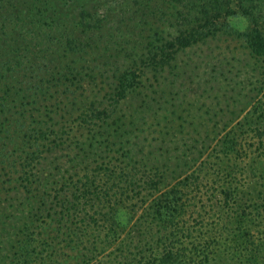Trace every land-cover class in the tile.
<instances>
[{
    "label": "trees",
    "instance_id": "obj_1",
    "mask_svg": "<svg viewBox=\"0 0 264 264\" xmlns=\"http://www.w3.org/2000/svg\"><path fill=\"white\" fill-rule=\"evenodd\" d=\"M256 1L264 2L0 0V132L4 127L9 131L8 126L13 123L9 116L13 119L14 115H23L24 129H32L39 138L27 156L31 159L41 151L39 141L48 134L46 125L53 129L62 125V134L68 133L70 126H80L86 131L81 136H86V143L74 151L72 162H76L74 167L79 161V165L89 166L75 182L70 197L64 198L61 192L54 197L64 198L60 200V211L51 206L49 213L60 235L55 239L48 237L53 241L46 239L43 250L50 251L62 239L67 246L83 247L80 250L84 259L94 258L98 253L112 250L111 247L112 251L136 256L145 248L143 240L137 242L133 235V230L141 227L146 242H155L156 238L163 242V250L157 248L158 243L151 242L152 249L157 248L156 260L160 264H174L182 254L179 245L185 233L180 224L187 214L186 203H193L189 190L201 187V181L217 184L223 181L215 199L218 206L224 209L231 203H240L237 192L241 188L234 178L226 183L224 177H231L232 173L224 163L244 151L247 153L248 148L242 143L247 134H254L259 145H264L263 101L221 139L220 161L223 162L214 165L208 161L201 166L200 174L185 179H180L184 176L180 168L181 150L174 164L162 155L143 160L138 156L136 140L149 137L145 130L141 135L138 133L152 106L145 93L149 90L147 82L152 77L158 81L159 76L170 70L176 71L181 53L200 48L223 31L243 39L255 62L264 63V27L253 10ZM230 19L246 20L250 26L238 32L228 22ZM122 60L124 65L119 67ZM108 69L113 70L111 81L104 79V71ZM86 85L91 86L92 93L85 89ZM102 90L106 92L103 98L99 96ZM48 97L55 98L51 107L45 104ZM181 103L178 109L183 107ZM176 114L169 112L163 118L175 124ZM167 128L164 137L171 134L169 128L173 127ZM164 153L163 156H168L167 150ZM31 184L35 186L33 189H29ZM26 192L34 197L41 194L43 204L51 197L46 186L42 187L38 181H30ZM139 203L148 204L142 206L146 208L144 218L132 226L129 224V229L119 218L120 213L140 206ZM88 209L104 218L80 217ZM26 235L30 237L20 241L16 249V255L24 254V264L35 256L37 248H32V235L27 231ZM125 264L141 263L130 259Z\"/></svg>",
    "mask_w": 264,
    "mask_h": 264
},
{
    "label": "rangeland",
    "instance_id": "obj_2",
    "mask_svg": "<svg viewBox=\"0 0 264 264\" xmlns=\"http://www.w3.org/2000/svg\"><path fill=\"white\" fill-rule=\"evenodd\" d=\"M254 5L253 10L260 16L259 22L264 27V2L256 1ZM228 22L238 32L250 26L246 20L230 19ZM199 47L181 53L178 59L180 67L176 71L170 70L159 76L158 81L152 77L147 82L149 90L145 93L149 95L147 102H151L152 106L147 111V121L140 126L138 133L141 135V131L145 130L149 137L147 140H136L138 156L143 160L162 155L168 163L174 164L181 150L183 160L180 168L184 176L180 179L200 174L201 166L208 161L214 165L223 162L220 161L221 139L243 122L255 106L264 102V63L255 62L243 39L221 31ZM123 61L119 67L124 65ZM104 73V79L111 81L113 70L109 72L108 69ZM85 89L92 93L91 86L86 85ZM105 93L104 90L99 91V96L103 98ZM48 98L45 104L51 107L55 98ZM180 103L183 107L178 109ZM174 111L177 112L175 124L163 118ZM56 114L54 112L57 118ZM10 117L13 123L8 126L9 131L4 127L0 132V264H24V254L16 255V249L20 241L30 237L26 231L32 235V248H37L35 256L29 257V262L25 264H125L130 259L141 264H160L155 253L158 247L163 250V242L159 243L156 238L158 245L153 250L151 246L155 242L145 241L141 227L140 230H133V235L137 242L143 240L145 248L136 256L112 251L114 248L111 247L112 250L98 253L94 258L84 259L80 250L83 247L67 246L62 239L50 251L43 250V243L48 241L46 239L50 243L53 241L48 237L54 236L55 239L60 235L55 219L49 216L51 206L60 211V200L73 194L75 182L89 166L85 163L79 165V161L74 167L76 162H72L74 151L82 149L86 143V136L81 137L86 131L80 126H70L69 132L62 134V125H56L54 129L46 125L44 129L48 128V134L39 141L41 151L27 159L39 138L32 129H24L23 115ZM39 119L43 121V118ZM171 126V134L164 137L167 127ZM53 130L55 135L50 134ZM57 134L62 138H58ZM242 143L245 149L248 148L247 153L244 151L241 156L224 163L232 173L231 177H224L226 183L234 178L241 188L240 193L237 192L240 203H231L224 209L218 206L215 199L223 181L220 184L201 181V187L194 186L192 191L189 190L193 203H186L187 214L180 224L181 231L185 233L179 245L182 254L179 262L174 264H264V180L261 178L264 145L260 146L258 138L252 133L247 134ZM258 147L262 149L260 152L255 150ZM166 150L168 156H163ZM30 181L46 186L48 195H51L49 201L45 199L43 204L39 198L41 194L35 199L26 192ZM233 182L235 185V180ZM34 187L31 184L29 189ZM58 192L63 199L54 198ZM36 200L41 204H35ZM138 205L120 213L119 218L128 224L127 227L144 218V207L148 204ZM87 212L81 213L80 217L104 218L91 209ZM53 226H56V233ZM127 256L130 258L126 259Z\"/></svg>",
    "mask_w": 264,
    "mask_h": 264
}]
</instances>
